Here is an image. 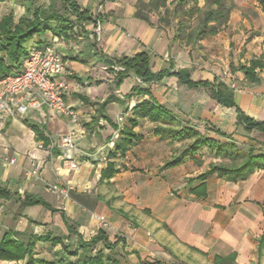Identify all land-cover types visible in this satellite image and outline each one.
<instances>
[{"label":"crops","instance_id":"0c3cea01","mask_svg":"<svg viewBox=\"0 0 264 264\" xmlns=\"http://www.w3.org/2000/svg\"><path fill=\"white\" fill-rule=\"evenodd\" d=\"M76 1L89 18L78 21L71 16L73 28L65 34L49 30L32 45L50 43L62 55V79L69 85L65 101L78 113V120L72 122L48 107L32 109L25 116L0 114V187L15 193L0 198V241L9 231L23 242L31 235L49 237L37 242L34 258L73 261L76 257L64 245L76 250L78 236L70 233L67 219L84 240L104 230L110 245L100 242L97 248L112 253L109 258L118 264H264V169L237 180L204 175L211 163L229 162L206 147L199 152L200 162L188 155L168 167L166 163L179 157L192 139L162 138L155 133L158 123L142 117L132 127L136 137L123 152L118 149L115 124L117 115L127 111L128 125L133 106L149 98L147 93H133V87L140 86L172 113L179 129H195L220 144L253 149L255 155L264 154V133L247 131L236 108L219 103L206 87L190 88L175 74L144 83L133 73L118 85L115 71L121 69L106 62L145 51L153 72L186 68L193 81L218 78L233 89L244 114L264 120V69L258 70L259 84L249 83L243 71L232 70L264 53V36L257 50L256 35L240 43L254 16L243 14L234 0H228L233 9L227 24L197 45L185 46L174 38V28L160 29L136 16L139 0ZM49 3L0 2V20L13 12L17 22L26 6L32 16L36 7ZM218 59L228 64L219 65ZM227 71L229 77L223 74ZM111 94L119 100L99 113V104ZM70 129L76 131L78 170H69L61 159V137ZM109 162L115 171L102 178ZM33 168L38 177L31 174ZM62 182L73 186L68 198L48 189V184ZM25 194L41 197L55 210L24 205ZM97 216L105 217L107 225L100 224ZM56 237L62 242H54ZM28 259H0V264H26Z\"/></svg>","mask_w":264,"mask_h":264},{"label":"trees","instance_id":"16d2710c","mask_svg":"<svg viewBox=\"0 0 264 264\" xmlns=\"http://www.w3.org/2000/svg\"><path fill=\"white\" fill-rule=\"evenodd\" d=\"M6 0H0L4 2ZM60 2L61 8H57V2ZM201 0H139L137 4L136 16L145 20L149 25H156L160 29H165L176 22L175 39H178L185 46H194L198 42L209 36L217 34L228 22L230 12L233 9L232 3L228 0H204V5H200ZM262 11L264 12V0H257ZM30 8L26 6L25 13L17 22L14 21L13 12L2 16L0 20V77L12 73L15 69L20 68L23 59L33 46H28V42L36 35L47 31H52L55 35L65 34L68 29L73 28L71 16H76L78 21L89 18L87 11H82L76 0H50L48 7L43 4L33 10L32 16L28 15ZM151 14L158 16L157 23L151 20ZM40 46V45H39ZM107 64H115L123 69L115 71L116 80L119 85L122 80L133 73L144 83L158 81L165 75H177L181 83L190 88L206 87L210 94L219 103L227 107H234L238 112V121L242 123L247 131L254 129L264 133V120L253 119L244 114L237 106L234 99L233 89L225 82L215 78L213 81H193L190 77V71L186 68L178 71L172 69L153 72L150 65V56L147 52H139L134 56H123L121 58L106 59ZM264 69V53L258 57L252 58L248 64H240L237 67L232 66V70L243 71L246 80L252 84H259L260 77L258 70ZM133 93H147L149 98L138 102L133 106V117L129 118L128 125L120 131V142L118 149L125 152L129 145L132 144L136 134L132 127L137 125V119L148 117L158 123L155 133L162 138L172 140L192 139V142L182 151L179 157L168 161L166 166H174L188 155L200 162L199 152L203 148L212 149L217 156L228 159L229 162L211 163L210 169L204 174L217 173L218 176L226 179L237 180L246 178L256 169H264V154L255 155L253 149L248 151L240 149L235 143L220 144L216 140L207 137L195 129H179L176 118L172 113L151 95L148 89L140 86H134ZM131 97V94L127 95ZM114 94L108 96L105 101L99 104L97 108L102 113L106 106L118 101ZM116 127V124H115ZM34 129L40 136L36 126ZM113 163L109 162L106 169L102 172L103 177H110L114 173ZM15 193L6 187H0V198H9ZM22 203L24 205L42 204L45 207L55 210L52 206L41 197L25 194ZM70 233L77 234L78 246L72 250L69 245H64V250L75 260H66L59 258L57 261L46 262L34 258V250L37 242L49 237H40L31 235L28 242L17 239L9 231L4 234L0 241V259L2 260H21L26 256L29 257L26 264H107L113 262L118 264L106 254L102 248H97L100 242L110 245L107 234L100 230L97 235L89 240L83 237L73 228V225L65 219ZM54 242H62L61 238H53Z\"/></svg>","mask_w":264,"mask_h":264},{"label":"built area","instance_id":"2783aa9c","mask_svg":"<svg viewBox=\"0 0 264 264\" xmlns=\"http://www.w3.org/2000/svg\"><path fill=\"white\" fill-rule=\"evenodd\" d=\"M117 67L123 69L120 66ZM64 72L63 57L53 44L31 47L20 68L0 77V114L4 117L25 116L32 109L48 107L69 117L72 122H76L78 113L65 101L69 85L62 79ZM138 80L141 81L140 78ZM232 86L235 87L234 84ZM127 116V111L117 115L116 138L120 136V131L125 126ZM75 134V129H70L60 141L61 159L69 170L80 168L77 157L79 149L74 141ZM113 144L114 142H111L112 146ZM39 146L43 145L39 144ZM31 174L38 177V169L33 168ZM48 189L59 196L68 198L73 186L64 182L51 183L48 184ZM97 218L100 224L107 225L105 217L97 216Z\"/></svg>","mask_w":264,"mask_h":264},{"label":"rangeland","instance_id":"374dc122","mask_svg":"<svg viewBox=\"0 0 264 264\" xmlns=\"http://www.w3.org/2000/svg\"><path fill=\"white\" fill-rule=\"evenodd\" d=\"M35 2L42 3L43 0H34ZM235 3L241 7L243 14L245 15H252L254 16V18L256 19L255 22L251 23V27L252 28H248L245 27L244 31L245 34L241 37L240 39V43L243 41H250L251 38H254L255 35L258 36L257 42L254 44L255 45V50L258 49V47H260L261 44V36H264V13L260 12L258 8H260L259 3L257 2V0H234ZM8 2V1H7ZM8 3H5L2 6H7ZM1 6V7H2ZM0 7V8H1ZM57 7L60 9V2H57ZM257 8V9H256ZM1 9H0V13H1ZM158 19V16L156 14H151V20L156 23ZM169 28L172 30L174 28V30L176 29V22L174 21L172 23L171 26H169ZM246 36L249 38H246ZM40 38H42V35H36L34 38H32L29 42H28V46H31L36 40H39ZM42 40V39H40ZM218 64L220 65H224L226 66L228 64L227 61L223 62L220 61V59H218ZM228 71L226 73H223L225 77H229V75H227Z\"/></svg>","mask_w":264,"mask_h":264}]
</instances>
